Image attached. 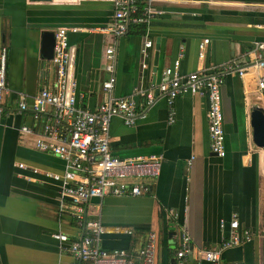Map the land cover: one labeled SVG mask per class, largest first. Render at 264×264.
<instances>
[{
	"label": "crops",
	"instance_id": "crops-1",
	"mask_svg": "<svg viewBox=\"0 0 264 264\" xmlns=\"http://www.w3.org/2000/svg\"><path fill=\"white\" fill-rule=\"evenodd\" d=\"M138 1L159 13L147 24L129 23L119 38L114 95L133 97L144 117L131 127L113 117L109 146L120 158L160 155L161 171L147 180L148 195L90 200V217L99 218L106 229L100 244L105 249H137L154 231L155 264H174L186 229L192 264H211L201 260L200 251L220 245L228 230L221 231L219 221L236 214L253 238L224 249L219 264H264V149L253 143L249 121L252 106L264 109V87L257 83L264 68L255 69L252 53L255 43L264 44V0ZM112 13L110 0H0V49L7 48L6 110L15 109L21 93L30 100L42 87L54 85L53 64L41 55L42 33L55 35L60 27L69 29V74L78 106L92 110L101 103L107 78L103 47L112 41V34L101 29L111 24ZM146 39L152 47L144 53ZM204 39L208 42L201 57ZM176 59L183 75L215 69L224 76V157L210 150L204 97L179 95L172 123L167 122L165 99L143 105L138 90L165 80L164 69ZM226 63L246 68V74L224 73L220 67ZM22 124L33 121L12 112L0 125V264H70L68 243L59 244L52 234L60 230L75 238L79 231L66 213L58 216V187L44 175L62 172L64 163L34 148L33 137L19 130ZM41 126L38 122L35 130Z\"/></svg>",
	"mask_w": 264,
	"mask_h": 264
},
{
	"label": "built area",
	"instance_id": "built-area-1",
	"mask_svg": "<svg viewBox=\"0 0 264 264\" xmlns=\"http://www.w3.org/2000/svg\"><path fill=\"white\" fill-rule=\"evenodd\" d=\"M113 13L112 21L103 32L112 34V41L103 47L102 65L107 78L102 82L105 98L94 109L78 106L76 85L69 74L71 54L67 37L68 28L60 27L55 32V43L51 62L55 70V82L52 87H42L30 100L21 93L16 101L13 114L30 118L32 125L22 124L20 132L33 137V146L39 151L48 152L64 163L62 172L46 171L47 179L58 187V216L66 213L75 223L79 235L75 238L60 230L52 237L59 244L68 243L72 256L70 264H155L157 235L154 231L147 233L145 243L137 249L112 248L101 246V237L106 232L99 218L90 217L89 202L93 198L106 196L139 197L151 192L147 180L156 178L161 171L160 155L120 158L110 150L109 127L113 117H120L127 126H134L138 117H144L133 97L114 95L116 80L117 44L120 37L128 31L129 23H149L158 10L149 4L140 7L138 0H110ZM154 1V0H149ZM74 30V29H73ZM204 39L199 44V55L203 56ZM152 47V40L146 39L144 53ZM252 53L254 67L264 68V44L255 43ZM180 61L164 69L165 80L155 88L138 90L144 97L143 105L152 106L158 99L166 102L167 122L175 120L176 98L185 93L204 97L207 102L206 120L210 150L217 157H224L225 131L222 110V85L224 76L214 70L196 71L181 74ZM224 73L237 71L240 76L246 74V68L234 63L220 67ZM258 87H264V76L258 74ZM8 93L7 48L0 49V125L8 112L3 104ZM42 123L41 130L35 126ZM191 157L188 166L192 161ZM26 169L24 163L14 164ZM37 173L38 169L32 168ZM176 218V215H174ZM221 231L228 230L216 248H204L200 251L201 260L219 264L224 249L234 247L253 238V231L241 228L237 215L229 221H219ZM131 233V230H127ZM191 237L186 229L181 231L179 247L175 251L174 264H192L189 259Z\"/></svg>",
	"mask_w": 264,
	"mask_h": 264
},
{
	"label": "water",
	"instance_id": "water-1",
	"mask_svg": "<svg viewBox=\"0 0 264 264\" xmlns=\"http://www.w3.org/2000/svg\"><path fill=\"white\" fill-rule=\"evenodd\" d=\"M54 43H55L54 32L44 31L42 33V43H41V55L43 58L47 60L52 59ZM249 121H250L251 137L253 143L257 147L264 149V109L258 105L252 106L249 112Z\"/></svg>",
	"mask_w": 264,
	"mask_h": 264
}]
</instances>
